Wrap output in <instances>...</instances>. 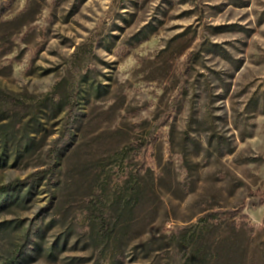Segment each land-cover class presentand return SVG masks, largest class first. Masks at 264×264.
<instances>
[{"label":"rangeland","instance_id":"rangeland-1","mask_svg":"<svg viewBox=\"0 0 264 264\" xmlns=\"http://www.w3.org/2000/svg\"><path fill=\"white\" fill-rule=\"evenodd\" d=\"M10 184L0 264H264V0H0Z\"/></svg>","mask_w":264,"mask_h":264},{"label":"trees","instance_id":"trees-1","mask_svg":"<svg viewBox=\"0 0 264 264\" xmlns=\"http://www.w3.org/2000/svg\"><path fill=\"white\" fill-rule=\"evenodd\" d=\"M131 174H133V172ZM151 178L153 184L154 178ZM126 183L127 186L123 189L124 192L120 197V199L123 201V204L121 205L122 212H127L132 204L136 203L140 199L142 194V186L139 174H133L132 177L126 181ZM16 187L17 185L13 184L0 187V195L16 189ZM210 227L211 225L206 220H203V224L198 227V230L194 231L190 235L181 236L179 241L177 240L180 246H183L186 255L184 263L182 264H215L216 260L220 259L221 254L216 248L208 247L199 241L201 239V235L205 232H208ZM21 256L22 250L19 248L17 251H15L13 257L5 261L3 264H15Z\"/></svg>","mask_w":264,"mask_h":264}]
</instances>
